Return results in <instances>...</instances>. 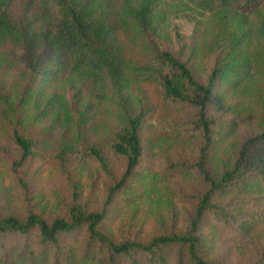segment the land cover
Listing matches in <instances>:
<instances>
[{
    "label": "trees",
    "instance_id": "obj_1",
    "mask_svg": "<svg viewBox=\"0 0 264 264\" xmlns=\"http://www.w3.org/2000/svg\"><path fill=\"white\" fill-rule=\"evenodd\" d=\"M159 1L0 0V48H21V57L34 69L17 100L0 93V132L11 130L22 150L17 165L35 155L36 143L21 127L49 115L56 96L41 111L37 107L30 118L25 113L30 104L37 105L47 85L67 73L115 85L135 73L144 82L162 85L167 100L195 114L193 130L203 139L197 162L171 163L169 167L171 173L196 169L206 185L197 197V215L190 229L162 233L149 243L137 238L117 240L106 231V209L92 211L75 201L64 215L52 220L35 212L26 217L0 215V264H216L203 253L198 234L203 221L211 218L237 235L251 228L252 222L241 218L240 207L247 200L264 198V0H188L219 17L217 38L211 42L214 56L205 80L169 50L156 48L147 65L135 63L127 52L122 33L148 40L153 35L155 44ZM256 76L262 80L260 127L241 143L231 166L214 172L209 166L212 150L234 124L233 118H223L214 110L215 98L238 90ZM147 114L130 116L118 134L114 149L126 159V168L110 188L107 204L128 187L143 164L142 131ZM222 120L227 126L222 127ZM84 152L108 168L102 149L86 146ZM231 192L250 196L229 201L217 198ZM255 264H264V260Z\"/></svg>",
    "mask_w": 264,
    "mask_h": 264
},
{
    "label": "rangeland",
    "instance_id": "obj_2",
    "mask_svg": "<svg viewBox=\"0 0 264 264\" xmlns=\"http://www.w3.org/2000/svg\"><path fill=\"white\" fill-rule=\"evenodd\" d=\"M158 11L155 44L153 35L150 40L142 35H120L132 60L151 64L156 48L169 50L205 80L214 56L211 42L217 38L218 15L204 12L188 0H160ZM22 52L14 46L0 48V93L12 100L19 98L34 75ZM49 85L37 105H29L25 116L30 118L37 107L41 111L47 100L56 96L51 113L21 127L36 143L35 155L17 165L22 150L11 130L0 132V215L26 217L35 212L52 220L64 215L77 201L92 211L106 209V231L117 240L137 238L149 243L165 232L186 233L197 215V197L206 185L196 169L171 173L169 167L171 163H194L200 158L203 139L193 130L195 114L167 100L162 85L144 82L135 73L116 85L67 73ZM261 87L262 80L256 76L238 90L215 98L214 110L223 118H233L234 124L212 150L209 166L214 172L231 166L241 143L260 127ZM143 111L148 112L142 131L143 164L128 187L107 204L110 188L126 168V159L117 155L114 144L128 118ZM220 124L227 126L224 120ZM86 146L102 149L107 169L85 154ZM247 196L231 192L217 198L229 201ZM247 201L240 210L241 218L252 222L249 230L237 235L211 218L199 226L205 258L216 264H255L264 260V198Z\"/></svg>",
    "mask_w": 264,
    "mask_h": 264
}]
</instances>
